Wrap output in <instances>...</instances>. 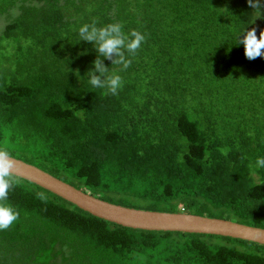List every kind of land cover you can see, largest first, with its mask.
I'll list each match as a JSON object with an SVG mask.
<instances>
[{"label":"trees","instance_id":"16d2710c","mask_svg":"<svg viewBox=\"0 0 264 264\" xmlns=\"http://www.w3.org/2000/svg\"><path fill=\"white\" fill-rule=\"evenodd\" d=\"M261 11L248 0H0V152L109 203L264 229V57L235 45L244 28L259 38ZM93 22L145 37L127 69L100 57L122 78L116 95L87 81L98 53L78 28ZM10 178L4 203L18 218L0 230V264H264L263 245L125 228Z\"/></svg>","mask_w":264,"mask_h":264},{"label":"water","instance_id":"95a60500","mask_svg":"<svg viewBox=\"0 0 264 264\" xmlns=\"http://www.w3.org/2000/svg\"><path fill=\"white\" fill-rule=\"evenodd\" d=\"M10 159L14 161L10 175L46 189L106 222L135 230L223 236L264 246L262 228L187 213L151 212L123 207L77 189L34 165L12 157Z\"/></svg>","mask_w":264,"mask_h":264},{"label":"clouds","instance_id":"9594fccd","mask_svg":"<svg viewBox=\"0 0 264 264\" xmlns=\"http://www.w3.org/2000/svg\"><path fill=\"white\" fill-rule=\"evenodd\" d=\"M249 5L258 12L256 18L262 15L264 0H248ZM79 41L88 42L94 45L98 57L93 61L92 68L89 69L88 84L95 89H101L106 94L116 95L122 87V78L118 73L112 72L100 59L112 60L113 64L121 65L127 69L131 60L127 54H134L141 47L145 37L137 32L126 33L123 25L119 22L109 23L98 27L95 22L83 24L78 28ZM236 46L242 45L244 56L248 60H255L264 57V30L256 34V29L246 30L244 28L236 35ZM257 168H264V157H257L255 160ZM14 167V161L10 159L7 152H0V230L9 228L18 218L15 209L4 201L7 199L8 190L11 187L10 173Z\"/></svg>","mask_w":264,"mask_h":264},{"label":"rangeland","instance_id":"374dc122","mask_svg":"<svg viewBox=\"0 0 264 264\" xmlns=\"http://www.w3.org/2000/svg\"><path fill=\"white\" fill-rule=\"evenodd\" d=\"M6 18V16L5 17H0V32H2L3 30L2 29H4V27H5V25H6V21H8V19H5ZM115 202L113 203V204H117V205H120V206H123V207H128V208H133V209H137V208H135V207H137V204H138V206L139 207H142V208H144L142 205H141V203H138L135 199H130V200H118L116 197H115V200H114ZM145 207L146 208H148L146 205H145ZM137 210H142V209H137ZM146 211V210H145ZM192 215V214H191ZM199 216V215H198ZM206 217H208V216H206Z\"/></svg>","mask_w":264,"mask_h":264}]
</instances>
